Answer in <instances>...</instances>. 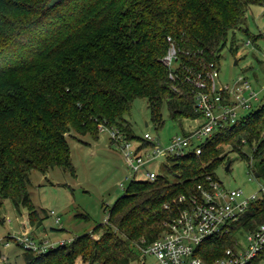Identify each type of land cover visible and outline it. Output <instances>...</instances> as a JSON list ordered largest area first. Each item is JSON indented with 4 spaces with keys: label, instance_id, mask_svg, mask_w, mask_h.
<instances>
[{
    "label": "trees",
    "instance_id": "16d2710c",
    "mask_svg": "<svg viewBox=\"0 0 264 264\" xmlns=\"http://www.w3.org/2000/svg\"><path fill=\"white\" fill-rule=\"evenodd\" d=\"M251 4L264 0H0V205L9 199L18 211L32 208L27 191L32 170L72 169L65 134L95 139L103 124L148 144L125 119L134 98L146 99L159 126L163 105L179 122L201 117L193 85L183 79L186 70L176 68L177 77L170 79L161 62L166 37L189 52L179 54L181 64L192 67L196 59L218 64L227 33L244 25ZM262 133L264 103H259L207 138L199 155L168 156L174 182L159 174L129 180L106 221L95 227L98 238L81 235L44 252L23 250V264H75L78 257L91 264H141L136 245L163 232V223L184 206L180 195L187 198L207 175L216 177L215 168L229 160L224 151L255 143L251 167L264 177ZM251 209L240 225L261 219L264 203ZM28 216L30 226L41 224L33 208ZM228 245L227 236L209 239L198 254L210 262Z\"/></svg>",
    "mask_w": 264,
    "mask_h": 264
},
{
    "label": "rangeland",
    "instance_id": "374dc122",
    "mask_svg": "<svg viewBox=\"0 0 264 264\" xmlns=\"http://www.w3.org/2000/svg\"><path fill=\"white\" fill-rule=\"evenodd\" d=\"M245 16L244 25L240 29L229 31L226 43L220 49L216 85L232 86L237 77L241 76L258 93L261 103H264V4L249 5ZM160 113L161 126L151 119L146 99L137 97L133 99L125 119L135 136L142 139L143 134L148 133L159 145H165L172 136L192 130L197 124V121L190 118L180 122L173 120L165 105L161 107ZM72 134L74 137L65 134L72 169L63 170L56 166L46 173L32 170L29 175L27 191L33 210L41 218L40 225L35 223L29 228L28 212L32 210L31 207H19L23 213L21 215L9 199L3 200L0 205V238L11 237L6 247L0 246V264L24 263L23 247L12 238L23 235V232L36 247L43 246L44 243L47 247L69 244L72 239L81 235H86L89 239L100 236L101 231H94L95 227L106 221L109 207L126 189L129 181L125 178L131 171L119 148L112 143L108 131L99 132L95 139L75 132ZM138 141L131 140L133 145ZM254 146L255 143H245L240 151H224L230 161L229 170L225 171V165L220 163L214 174L226 187H241L247 192L258 191L264 181L261 178L248 181V163ZM224 148L227 147L223 146ZM158 161L139 168L135 180L146 179V168L159 175H166L170 182H174L176 177L167 171L169 163L161 162V158ZM55 217L59 218V223L54 221ZM24 219L26 220L23 221ZM31 252L38 253L36 250ZM80 260L78 257L75 261ZM142 261L141 264H152L153 258L147 256Z\"/></svg>",
    "mask_w": 264,
    "mask_h": 264
},
{
    "label": "built area",
    "instance_id": "2783aa9c",
    "mask_svg": "<svg viewBox=\"0 0 264 264\" xmlns=\"http://www.w3.org/2000/svg\"><path fill=\"white\" fill-rule=\"evenodd\" d=\"M166 40L168 47L161 62L167 67L170 79L177 77L176 68L186 70L183 79L193 85L194 108L201 112V117L191 119L197 121L192 130L172 136L165 145L156 143L148 133H144L142 138L148 144L143 146L142 141H138L133 145L117 128L99 124L98 131H108L112 143L119 148L130 169L131 173L125 178L128 181L136 178L139 168L158 163L160 158L161 162H166L171 155L188 152L199 155L201 144L207 138L219 129L234 124L243 113L261 103L258 93L243 77L238 76L232 86H217L219 70L216 62L196 59L195 66L181 64L179 54L188 55L189 52L181 51L169 36ZM248 173V181L256 178L264 181L263 176L254 175L256 172L251 167V161L248 163ZM144 174L148 180L157 177L152 169L144 168ZM178 200L184 202V206L173 218L163 223V232L148 243L141 240L142 244L136 245L142 259L151 256L152 264H264V209L259 217L261 219L250 218L251 226L239 224L251 207L254 212L264 203V182L258 191L247 192L241 187L228 188L217 176L212 178L207 175L204 184L196 185L195 193L187 198L180 195ZM50 214L54 215L53 211ZM54 221L59 223V218L55 217ZM223 236L230 239V245L219 256L207 262L198 254L204 242ZM9 238H0V246L6 247ZM12 238L20 242L23 250L44 252L49 248L45 243L36 247L24 232ZM75 264L91 263L80 260Z\"/></svg>",
    "mask_w": 264,
    "mask_h": 264
},
{
    "label": "water",
    "instance_id": "95a60500",
    "mask_svg": "<svg viewBox=\"0 0 264 264\" xmlns=\"http://www.w3.org/2000/svg\"><path fill=\"white\" fill-rule=\"evenodd\" d=\"M229 166H230V161H228L225 166H224V170L227 171L229 170ZM255 176H257V173L254 174Z\"/></svg>",
    "mask_w": 264,
    "mask_h": 264
},
{
    "label": "crops",
    "instance_id": "0c3cea01",
    "mask_svg": "<svg viewBox=\"0 0 264 264\" xmlns=\"http://www.w3.org/2000/svg\"><path fill=\"white\" fill-rule=\"evenodd\" d=\"M23 210V209H22ZM18 211V210H17ZM21 215H23V213L22 212H20V208H19V211H18ZM26 219H24L23 221H25ZM26 225H28V223H26ZM29 226V228H32V226H30V225H28ZM3 259H4V257H3Z\"/></svg>",
    "mask_w": 264,
    "mask_h": 264
}]
</instances>
